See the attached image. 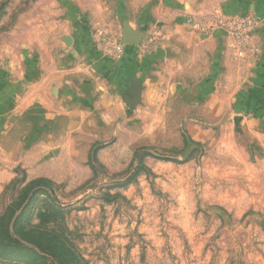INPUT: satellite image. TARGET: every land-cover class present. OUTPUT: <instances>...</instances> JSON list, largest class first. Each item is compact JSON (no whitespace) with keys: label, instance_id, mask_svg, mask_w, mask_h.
Segmentation results:
<instances>
[{"label":"rangeland","instance_id":"rangeland-1","mask_svg":"<svg viewBox=\"0 0 264 264\" xmlns=\"http://www.w3.org/2000/svg\"><path fill=\"white\" fill-rule=\"evenodd\" d=\"M156 1L0 0V264H264V107L251 122L234 96L151 99L133 78L120 122L75 104L105 79L91 64L124 61L125 29L139 56L165 42ZM183 5L194 33L256 54L264 15Z\"/></svg>","mask_w":264,"mask_h":264},{"label":"crops","instance_id":"crops-1","mask_svg":"<svg viewBox=\"0 0 264 264\" xmlns=\"http://www.w3.org/2000/svg\"><path fill=\"white\" fill-rule=\"evenodd\" d=\"M139 3L137 8L141 10L142 2ZM183 3L184 0H157L151 11L161 18V26H168L165 42L141 56L139 47L128 46L124 51V61L117 65L91 64V70L102 74L101 78L105 79L89 83L84 92L76 94L75 104L86 106L105 123L120 122L127 117L123 99L130 87H134L128 80L133 78L141 81V97L152 99L161 94L180 95L192 103H200L216 96L214 100L222 104L234 96L235 106L245 108V117H249L251 122L261 120L262 116L256 112L258 107H264L261 103L264 97V24L255 37L256 54L239 60L238 51L225 50L227 40L220 32L204 38L189 29ZM219 8L225 18L245 12L263 16L264 0H219ZM141 12L130 23L135 29L146 22ZM78 30L80 35H77ZM75 33L76 42H88L86 26L76 25ZM81 52L85 53V50ZM93 52L89 50L92 60ZM240 55H245V52H240ZM247 78L250 83L242 86ZM235 100L244 103L237 104Z\"/></svg>","mask_w":264,"mask_h":264},{"label":"water","instance_id":"water-1","mask_svg":"<svg viewBox=\"0 0 264 264\" xmlns=\"http://www.w3.org/2000/svg\"><path fill=\"white\" fill-rule=\"evenodd\" d=\"M141 40V35L136 34L132 32L129 29H125L123 32V44L124 45H131V46H137ZM131 93L133 94V101L131 104H129V107H134V105L137 103L140 95L139 88H132Z\"/></svg>","mask_w":264,"mask_h":264},{"label":"built area","instance_id":"built-area-1","mask_svg":"<svg viewBox=\"0 0 264 264\" xmlns=\"http://www.w3.org/2000/svg\"><path fill=\"white\" fill-rule=\"evenodd\" d=\"M101 35V33H99Z\"/></svg>","mask_w":264,"mask_h":264}]
</instances>
